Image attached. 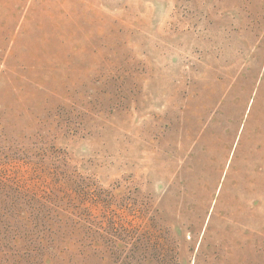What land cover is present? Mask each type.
Masks as SVG:
<instances>
[{"label": "rangeland", "instance_id": "rangeland-1", "mask_svg": "<svg viewBox=\"0 0 264 264\" xmlns=\"http://www.w3.org/2000/svg\"><path fill=\"white\" fill-rule=\"evenodd\" d=\"M0 264H264V0H0Z\"/></svg>", "mask_w": 264, "mask_h": 264}]
</instances>
